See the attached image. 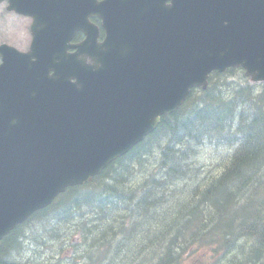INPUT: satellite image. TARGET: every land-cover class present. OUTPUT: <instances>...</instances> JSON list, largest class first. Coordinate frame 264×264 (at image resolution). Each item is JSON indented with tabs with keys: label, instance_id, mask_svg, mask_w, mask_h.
<instances>
[{
	"label": "trees",
	"instance_id": "16d2710c",
	"mask_svg": "<svg viewBox=\"0 0 264 264\" xmlns=\"http://www.w3.org/2000/svg\"><path fill=\"white\" fill-rule=\"evenodd\" d=\"M203 147L228 151L223 171L205 175ZM263 188L264 84L237 68L216 72L130 152L7 235L0 264H182L207 243L235 248L240 235L258 245L230 264H256Z\"/></svg>",
	"mask_w": 264,
	"mask_h": 264
},
{
	"label": "water",
	"instance_id": "95a60500",
	"mask_svg": "<svg viewBox=\"0 0 264 264\" xmlns=\"http://www.w3.org/2000/svg\"><path fill=\"white\" fill-rule=\"evenodd\" d=\"M80 17L77 28L88 34L82 50H95L96 64L81 66L78 87L10 95L13 76L0 68V240L127 152L193 86L206 87L213 70L244 66L264 80V0H180L131 33L137 47L126 62L121 48L92 45L88 14Z\"/></svg>",
	"mask_w": 264,
	"mask_h": 264
},
{
	"label": "flooded vegetation",
	"instance_id": "af4514ba",
	"mask_svg": "<svg viewBox=\"0 0 264 264\" xmlns=\"http://www.w3.org/2000/svg\"><path fill=\"white\" fill-rule=\"evenodd\" d=\"M11 1L25 0H0V46L2 43H7L22 51H28L34 41L32 31L33 17L10 10ZM168 3L171 4V0ZM92 21L101 26L102 22L97 16H93ZM80 40L81 35L76 34L71 42L77 43ZM1 61L2 59L0 58V63Z\"/></svg>",
	"mask_w": 264,
	"mask_h": 264
},
{
	"label": "rangeland",
	"instance_id": "374dc122",
	"mask_svg": "<svg viewBox=\"0 0 264 264\" xmlns=\"http://www.w3.org/2000/svg\"><path fill=\"white\" fill-rule=\"evenodd\" d=\"M221 156L222 153L212 148H206L202 150L199 159L200 161L206 164L207 169H214L217 163L221 160ZM259 222L260 224L264 222V215L262 216L261 219H259ZM251 240L254 241V239ZM252 241L245 239L241 242V244H246L247 246H249V244H251ZM254 245L256 246L257 242H254ZM212 249H213L212 247L202 248L192 256L188 257L185 261L182 262V264H192V262L195 260H198L199 262L198 264H208V262L212 260L210 257L212 255ZM26 255L30 256L31 252H27Z\"/></svg>",
	"mask_w": 264,
	"mask_h": 264
}]
</instances>
